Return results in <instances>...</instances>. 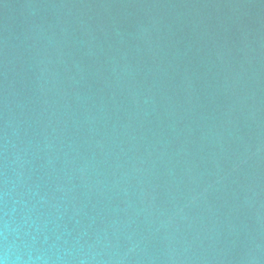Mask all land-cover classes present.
<instances>
[{
	"label": "water",
	"instance_id": "1",
	"mask_svg": "<svg viewBox=\"0 0 264 264\" xmlns=\"http://www.w3.org/2000/svg\"><path fill=\"white\" fill-rule=\"evenodd\" d=\"M2 264H264V0H0Z\"/></svg>",
	"mask_w": 264,
	"mask_h": 264
},
{
	"label": "clouds",
	"instance_id": "2",
	"mask_svg": "<svg viewBox=\"0 0 264 264\" xmlns=\"http://www.w3.org/2000/svg\"><path fill=\"white\" fill-rule=\"evenodd\" d=\"M0 264H2V262H0Z\"/></svg>",
	"mask_w": 264,
	"mask_h": 264
}]
</instances>
